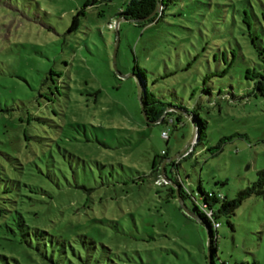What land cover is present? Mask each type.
I'll return each instance as SVG.
<instances>
[{
    "label": "rangeland",
    "instance_id": "374dc122",
    "mask_svg": "<svg viewBox=\"0 0 264 264\" xmlns=\"http://www.w3.org/2000/svg\"><path fill=\"white\" fill-rule=\"evenodd\" d=\"M89 1L0 0V171L13 179L0 180L1 205L75 244L94 240L105 264H209L206 225L155 183L152 163L187 146L197 113L206 138L175 171L198 202L199 185L232 199L258 180L264 94L246 73L263 65L264 0L167 1L158 21L117 27L123 0ZM138 69L173 123L144 118ZM217 220L216 264H264V192ZM3 249L19 264H53L37 241Z\"/></svg>",
    "mask_w": 264,
    "mask_h": 264
},
{
    "label": "trees",
    "instance_id": "16d2710c",
    "mask_svg": "<svg viewBox=\"0 0 264 264\" xmlns=\"http://www.w3.org/2000/svg\"><path fill=\"white\" fill-rule=\"evenodd\" d=\"M100 1L112 2L113 0H90L85 7L94 5ZM173 0H123L124 6L119 9L117 12V17L127 19L137 23L140 26H145L149 23L158 21L160 18L164 17L166 9L168 7V2ZM157 12L151 16L154 11ZM84 9H80L77 12V15L73 19L71 28H74L79 23L78 15L82 14ZM149 17V18H147ZM147 18V19H144ZM142 19V20H141ZM110 26L113 27V22L110 23ZM255 44V43H254ZM256 45V44H255ZM260 58L263 59V65L260 70H247L246 77L250 78L253 83V92L264 94V52H259ZM136 74L144 95L143 103L147 115L151 120L161 122L173 123L174 118L172 113L174 108L171 105L163 102L159 98L155 97L153 94H150L146 90L145 81H144V72L138 69ZM231 99H236L235 96ZM183 110V107L181 108ZM189 115V114H188ZM189 117L193 121L194 130H196V140L194 142L195 146L198 144L204 143V140L207 135V126L208 120L206 118L200 117L199 114H190ZM149 123V122H148ZM223 140L217 145L221 147ZM211 150L212 147H209ZM191 153V152H190ZM167 152L164 151L161 155H158L154 158L152 163V172L158 176L156 181L163 177V162L167 158ZM182 157V156H181ZM180 157V158H181ZM179 158V159H180ZM176 159L174 161L168 162L165 166L166 177L174 181L179 185V195L185 199L187 195L192 197L195 202V209L193 211L199 217V221H202L207 229L210 239V254L208 255L209 264H216L215 256L217 253L216 240H217V231L216 229L220 226L218 217L224 213L228 217L235 214L236 208L239 204L247 197L252 194H260L264 192V170L259 172V178L252 185L248 186L245 189H242L236 198L228 199L227 196L221 191L215 190H205L201 185H199V191L202 195L201 203L198 202L196 194H193L191 189L184 182L179 173L175 171V166L177 167L180 163V160ZM158 164V167L156 166ZM172 165L173 176L168 174V166ZM13 180L4 171H0V180ZM155 181V183H156ZM14 182H12L13 184ZM158 184V183H156ZM169 185L172 196L176 199L179 198L177 194V188H175L170 182L161 183L158 185ZM8 189V186L6 187ZM10 190V189H9ZM185 203V201H184ZM189 208V207H188ZM190 209V208H189ZM30 219V218H29ZM24 214L19 211L14 214L6 210L1 205L0 201V243H4L6 246H9V243H27L28 245H33L34 241H37V248H42L44 255L49 257L53 264H62V262H57L54 256H59L64 260L66 264H105L98 257L97 244L94 240L87 238L84 235H79V240L77 243H74V238H70L65 234H56L52 229H49L47 226L34 224L29 220ZM216 223H219V226H216ZM233 226V223H231ZM74 240V241H73ZM44 250V251H43ZM210 258V259H209ZM19 264L18 260L13 257L6 249L0 250V264ZM239 264H247L245 261L238 262ZM251 264H262L258 260H254Z\"/></svg>",
    "mask_w": 264,
    "mask_h": 264
},
{
    "label": "water",
    "instance_id": "95a60500",
    "mask_svg": "<svg viewBox=\"0 0 264 264\" xmlns=\"http://www.w3.org/2000/svg\"><path fill=\"white\" fill-rule=\"evenodd\" d=\"M156 12H157V10H155L154 13H153L151 16H153ZM147 18H149V17H147ZM147 18H144V19H147ZM121 20H127V19L120 18V19L117 21L116 27L118 26V24H119V22H120ZM141 20H142V19H141ZM117 38L119 39V32H117ZM117 49H118V42H117V44H116V50H115V53H114V66H115V70L118 72L119 70L117 69V61H116V53H117ZM118 74H119L120 76L123 77V75H122L120 72H118ZM137 78H138V77H137ZM138 95H139V101H140V103H141L142 112H143L144 118L147 120V122H149V123L160 122L161 119H160V120H157V121H154V120H151V119L148 117V115H147V111L145 110V106H144V103H143V95H144V92H143V89H142V86H141V83H140L139 79H138ZM195 140H196V130H194L193 135H192L190 141L188 142L187 146H186L182 151H180L177 155H175V156H173V157H170V158H166V159L164 160V162H163V167H162V171H163V178H164L165 180H167V182H170L175 188H177V194H178V196H179L178 200H179L180 205H181L182 208L184 209V211H185L188 215H190V216H192L193 218L199 220L198 215H197L196 213H194L193 211H191V210L188 208V206L184 203L183 198L180 197V195H179V189H178V188H179V187H178L179 185H177V184H176L174 181H172L171 179L167 178V177H166V173H165V166H166V164H167L168 162H171V161H174V160H176V159H179L181 156H184V155L188 152V150L192 147V145H193V143L195 142ZM209 244H210V239H209ZM209 254H210V250H209ZM209 259H210V258H209Z\"/></svg>",
    "mask_w": 264,
    "mask_h": 264
},
{
    "label": "built area",
    "instance_id": "2783aa9c",
    "mask_svg": "<svg viewBox=\"0 0 264 264\" xmlns=\"http://www.w3.org/2000/svg\"><path fill=\"white\" fill-rule=\"evenodd\" d=\"M162 137L163 138H165V139H167L168 137H169V132L167 131V130H163L162 131ZM166 183L167 182V180H165L163 177H161V178H159L157 181H156V183H158V184H161V183ZM216 226H219V223H216Z\"/></svg>",
    "mask_w": 264,
    "mask_h": 264
}]
</instances>
